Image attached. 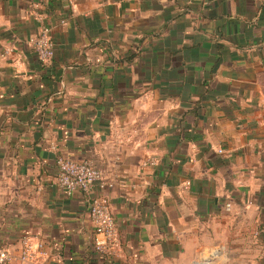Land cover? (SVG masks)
Listing matches in <instances>:
<instances>
[{
	"label": "crops",
	"instance_id": "0c3cea01",
	"mask_svg": "<svg viewBox=\"0 0 264 264\" xmlns=\"http://www.w3.org/2000/svg\"><path fill=\"white\" fill-rule=\"evenodd\" d=\"M42 22L48 61L29 44ZM5 48L0 248L41 241L32 264H264V0H0ZM59 157L102 170L109 251L89 195L56 184Z\"/></svg>",
	"mask_w": 264,
	"mask_h": 264
},
{
	"label": "built area",
	"instance_id": "2783aa9c",
	"mask_svg": "<svg viewBox=\"0 0 264 264\" xmlns=\"http://www.w3.org/2000/svg\"><path fill=\"white\" fill-rule=\"evenodd\" d=\"M29 44L42 61H48L54 54L49 28L43 22L39 26L38 34L29 39ZM8 54V48L0 50V59ZM148 164H154V160L150 159ZM57 166L56 184L67 195L76 190L89 195V215L96 235L94 248L98 252L109 251L113 248L117 239V228L110 209V203L103 194L92 195L95 188L103 189L106 185L102 170L91 161H75L63 157L57 158ZM229 207L230 204H226V208L229 209ZM47 255L48 252L43 242L33 243L29 237H24L21 240L17 257L8 248H0V264H11L16 259L19 264H32L46 258Z\"/></svg>",
	"mask_w": 264,
	"mask_h": 264
}]
</instances>
